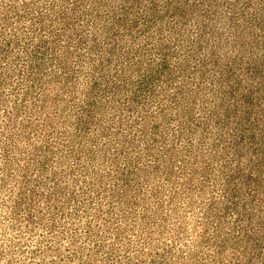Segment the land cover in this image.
Segmentation results:
<instances>
[{
  "label": "rangeland",
  "instance_id": "374dc122",
  "mask_svg": "<svg viewBox=\"0 0 264 264\" xmlns=\"http://www.w3.org/2000/svg\"><path fill=\"white\" fill-rule=\"evenodd\" d=\"M0 264H264V0H0Z\"/></svg>",
  "mask_w": 264,
  "mask_h": 264
}]
</instances>
